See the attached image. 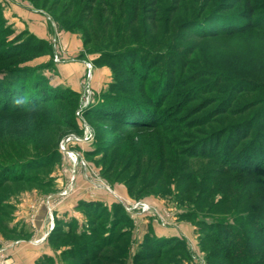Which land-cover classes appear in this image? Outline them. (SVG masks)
Here are the masks:
<instances>
[{
    "label": "rangeland",
    "instance_id": "1",
    "mask_svg": "<svg viewBox=\"0 0 264 264\" xmlns=\"http://www.w3.org/2000/svg\"><path fill=\"white\" fill-rule=\"evenodd\" d=\"M263 7L264 0H0V82L11 80L14 63L37 67V74L58 87L56 95L64 96L32 113L11 112V102L0 109V176L43 174L37 166L50 158L40 160L41 155L58 146L62 159L56 168L70 176L66 197L75 177L87 179L92 191L112 193L111 204L102 203L96 212L77 207V219L54 231L58 241L42 264H134L140 223L161 227L156 212L168 216L165 228L178 223L173 214L192 212L202 225L185 221L196 235L209 239L218 231L230 244L242 231L256 236L257 225L264 229ZM29 15L42 18L48 38L24 28L34 25ZM246 23L253 26L227 34ZM14 49L21 51L16 57ZM77 61L85 69L76 99L73 88L61 84L59 69ZM100 94L120 99L129 107L120 110L159 127L134 130L119 116L117 123L85 118ZM192 177L204 180L202 186ZM205 179L218 180L233 201L212 212L218 217L203 215L223 201L209 197L217 187ZM139 201L152 210L136 216L125 209ZM122 211L138 227L123 225ZM130 228L133 244L124 256L125 243L115 240ZM208 245L206 250L215 249Z\"/></svg>",
    "mask_w": 264,
    "mask_h": 264
},
{
    "label": "trees",
    "instance_id": "2",
    "mask_svg": "<svg viewBox=\"0 0 264 264\" xmlns=\"http://www.w3.org/2000/svg\"><path fill=\"white\" fill-rule=\"evenodd\" d=\"M240 1L241 0H237V3ZM238 15L234 14L233 17L238 16ZM250 24L251 23H246L243 27H239L232 31H229V33L227 34L245 32L249 30L251 26H253ZM20 52L21 51H17V50L12 51V56L14 55L13 57H16L17 54H19ZM19 63H23V61ZM99 63L101 64L105 62L98 61L96 64L100 65ZM17 64L18 63H14L13 64L14 67L13 68L11 67V80L0 82V109H2V111L5 110L6 105H8L10 102H11V112L20 111V110L14 109L12 106L13 97L16 94V91L18 89L22 90L23 92H26L28 95L34 98V101L37 105L36 109L38 108L39 105L45 102H51L53 99L63 100L64 96L56 95L57 92L59 91L58 87H55V88L52 87L51 85L48 84L49 80L46 77L44 76L41 77L42 75L37 74L36 72L37 67H25V66L21 67ZM23 64H25V61ZM7 68L8 67L6 66L2 67L1 70H6ZM119 89L120 91L122 90L121 88ZM71 93L74 96L73 98H76V99L79 98L78 93L75 92L74 90H72ZM119 100H116V99L111 100V98H109L107 95L104 96L103 94L102 95L100 94L97 96V99L95 100V102L89 105V107L84 111V116L85 118L92 120V121H107L109 119H112L111 120L112 123H115V122L117 123L118 119L117 120L116 119L113 120V119L119 116L122 119L123 125L129 126L131 129H134V130H140L143 128L144 129H155L159 127V125L157 124L156 125L148 124V119L143 116L131 113L129 111L125 113L122 110H120L119 108L122 105L126 107L128 105L119 103L118 102ZM1 101H4L5 105L4 103L2 104ZM109 105H112V106H109ZM55 116H57L60 119L62 118L65 121H68L63 116V113H59ZM70 125L73 131L75 132L78 131V124L77 126L74 123ZM55 126H58V125H55ZM247 138H248V135L244 136L239 142H236V145L234 146V150H237L238 148L242 147L243 146L242 144L246 142ZM226 150H228V147ZM88 153H90V154H87L88 157H90L91 152H88ZM232 155L233 153L230 154V156ZM41 156L42 157L40 160L50 158L47 162H44L41 165L37 166V168L39 167V170L47 174L43 173V174H38V175H27L26 176V175H22L21 173H17V174L13 173L5 177L0 176V207L5 209V211L0 210V231L7 238L9 237L13 239L21 238L24 232V229H22V231L19 233L18 229L15 226L13 228L8 226V224L12 220V213L14 209V206L9 201L14 196V194H18L22 190H28V189H33V188H37L42 191L51 190L55 186L54 185L55 180L53 177H50V175L53 172L54 168L58 166V164L60 163L62 159V155L60 153L59 147L55 146L52 149L48 150L47 153H45L44 155L42 154ZM222 161L225 162L224 164H226L227 162L226 159H222ZM175 165L177 167H181L179 166V163H176ZM222 175L224 174L222 173ZM191 180L196 182L195 178ZM205 180L207 184H211L212 186L216 184L215 186L217 187V189L214 188V192L210 191V193L212 194L209 195V197L213 196L214 198L217 195H220L222 197L221 200L223 201L214 202V204L211 205V207L208 208V211L206 213H203V215L217 216L216 213H212L214 212L215 209L221 207L222 205H230L228 203H231L233 201L230 200L231 199L230 195L223 192L224 191L223 185L217 184L218 180H213L211 183H210V180H207V179ZM203 182L204 180L202 182L197 181L195 185L202 186L200 184H202ZM224 198L227 201H225ZM79 205L85 206L89 208V210H92L94 212H96L97 209L102 207L101 202H83L82 201L79 203ZM259 211L260 209L256 211H247V212L257 213ZM121 214H122L121 217L123 216V220L121 222L123 225L129 226V227L131 225H134L133 224L134 219H132L131 217L129 218L126 215H124L125 214L124 211H122ZM125 216L127 218H125ZM180 217L184 220L190 219L193 224H198L196 225L198 226L197 228H199L202 225L201 223L202 221L194 222L192 220L193 219L192 212H190L189 214L181 213ZM64 224L65 223L57 222L48 237V242L53 249H54L56 242L58 241V238H53V233L55 235L54 231L61 228V226H63ZM259 226L260 227H258L257 225V228H256L257 229L256 236L248 235L246 231H242L240 234L241 238L235 241L233 244H230L228 239L225 237V235H223L222 233L218 231L210 235L211 238L209 239L201 237V235H199L198 233L197 240H198L199 249L204 256L206 263L215 264V262L217 263L218 261H222V264H262V263L264 264V229L263 227H261V225ZM131 232H132L131 228L127 229V231L125 232L120 231V233H118L117 239L115 240V242L117 243H122V242L125 243V247L123 248V251H122L123 253L121 252L122 254H124V256L127 255L128 251L131 249V245H132ZM261 233L263 235H261ZM259 235H261L260 238L258 237ZM221 236L227 241V243L226 241H223L221 239ZM111 242L112 241L109 242V245L112 244ZM208 244L213 245L215 249L206 250V247H207L206 245ZM190 255H191L190 251L187 248L183 240L178 239V238L157 237L152 232H149V234L144 236V239L138 251L134 255V262H135L134 264H181L182 260L190 258ZM122 257L123 256H121V258ZM47 258L48 256H44L37 262V264L45 263V260H47ZM94 258H95V254L93 255L92 259ZM113 258H116V257H113ZM258 258L260 259L259 261H258ZM104 259L106 260V256H104ZM110 261H112L111 258H110ZM113 262L114 264H123L122 260L120 261L114 260Z\"/></svg>",
    "mask_w": 264,
    "mask_h": 264
},
{
    "label": "crops",
    "instance_id": "3",
    "mask_svg": "<svg viewBox=\"0 0 264 264\" xmlns=\"http://www.w3.org/2000/svg\"><path fill=\"white\" fill-rule=\"evenodd\" d=\"M29 17L34 25L29 22L24 25V28H28L30 32L41 38H48L46 25L41 23L42 18L33 15H29ZM70 54H72V49H70ZM48 60L49 56L41 58L35 62V65H40ZM83 62L66 63L59 69L61 84H68L73 90L80 93V78L85 69ZM52 177L55 180L53 189L45 191L37 188L22 190L10 199L9 202L14 206L10 227L15 226L19 233L24 229V232L21 238L13 239L5 237L0 231V250H2L0 264H37L41 258L51 255L53 251L48 237L56 223L66 224L70 219H77L76 209L80 202H101L104 204L112 202L111 192L108 190L92 191L87 179L82 177L73 179L71 183L73 193L66 197L67 195H62V191L66 190L69 185L70 176L63 169L56 168ZM49 212L53 214L51 217ZM173 215V220L177 217L178 223L168 228L159 227L150 221H141L140 245L144 236L149 232L157 237L178 238L185 242L191 254L190 258L183 259L181 264H200L201 261L203 264H207L199 249L195 227L182 219L180 215Z\"/></svg>",
    "mask_w": 264,
    "mask_h": 264
},
{
    "label": "built area",
    "instance_id": "4",
    "mask_svg": "<svg viewBox=\"0 0 264 264\" xmlns=\"http://www.w3.org/2000/svg\"><path fill=\"white\" fill-rule=\"evenodd\" d=\"M90 67L91 66H89V69H90ZM61 149H62V151H66L64 145L61 146ZM67 192L64 191L62 193V195H66ZM125 209L128 212H132L136 216H139V215H142V214H147L148 211L152 210L151 206H149L148 204H146L145 202H142V201L135 202V203L129 205L128 207H125ZM156 218L159 219V224L163 228L167 227V225L169 224V221L167 220L168 216H162L161 214L156 212ZM52 228H53V226H52ZM1 251L2 250H0V252ZM200 264H203V261H201Z\"/></svg>",
    "mask_w": 264,
    "mask_h": 264
},
{
    "label": "clouds",
    "instance_id": "5",
    "mask_svg": "<svg viewBox=\"0 0 264 264\" xmlns=\"http://www.w3.org/2000/svg\"><path fill=\"white\" fill-rule=\"evenodd\" d=\"M14 109L23 111L25 113H32L36 110V103L34 98L22 90H17L12 100Z\"/></svg>",
    "mask_w": 264,
    "mask_h": 264
},
{
    "label": "bare ground",
    "instance_id": "6",
    "mask_svg": "<svg viewBox=\"0 0 264 264\" xmlns=\"http://www.w3.org/2000/svg\"><path fill=\"white\" fill-rule=\"evenodd\" d=\"M70 156H71V159H75V156L74 155L70 154Z\"/></svg>",
    "mask_w": 264,
    "mask_h": 264
}]
</instances>
